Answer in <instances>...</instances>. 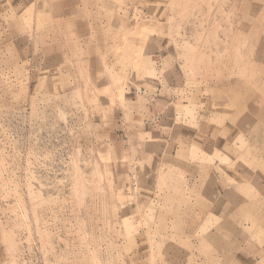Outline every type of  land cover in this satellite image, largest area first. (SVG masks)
Wrapping results in <instances>:
<instances>
[{"label":"rangeland","instance_id":"374dc122","mask_svg":"<svg viewBox=\"0 0 264 264\" xmlns=\"http://www.w3.org/2000/svg\"><path fill=\"white\" fill-rule=\"evenodd\" d=\"M0 264H264V0H0Z\"/></svg>","mask_w":264,"mask_h":264},{"label":"bare ground","instance_id":"6f19581e","mask_svg":"<svg viewBox=\"0 0 264 264\" xmlns=\"http://www.w3.org/2000/svg\"><path fill=\"white\" fill-rule=\"evenodd\" d=\"M190 55V54H189ZM195 59V58H194ZM199 59V58H198ZM196 64V63H195ZM193 66V65H192Z\"/></svg>","mask_w":264,"mask_h":264}]
</instances>
